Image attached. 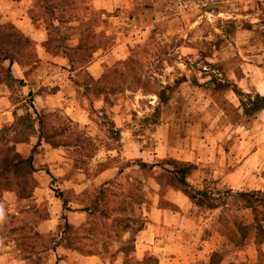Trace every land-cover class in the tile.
<instances>
[{"label": "rangeland", "instance_id": "374dc122", "mask_svg": "<svg viewBox=\"0 0 264 264\" xmlns=\"http://www.w3.org/2000/svg\"><path fill=\"white\" fill-rule=\"evenodd\" d=\"M173 1L0 0V264H264L234 195L264 192V0Z\"/></svg>", "mask_w": 264, "mask_h": 264}, {"label": "trees", "instance_id": "16d2710c", "mask_svg": "<svg viewBox=\"0 0 264 264\" xmlns=\"http://www.w3.org/2000/svg\"><path fill=\"white\" fill-rule=\"evenodd\" d=\"M7 43H12V41L9 40ZM4 61H8L11 66L13 65L10 56H4L3 62ZM261 102H264V97L262 96H257V100H252L250 97H248L249 108L242 101L241 106L243 107L245 113L252 114L259 111H264V105H261ZM14 159H17V162H13ZM138 166L141 169L147 168L146 164L140 162H138ZM161 166L169 175L166 176V179L170 186L181 192L186 198L189 199V201L199 207L209 205L208 199L210 194L207 191H195L187 183V178L194 170H196V166L189 163L178 162L172 159L166 160L161 164ZM2 167L5 172L12 174H18L23 169H25V167H22V160H20L17 155H14L11 161H9L8 158H5L2 162ZM26 168L30 170L32 169L30 161L28 162ZM166 168H169V170H166ZM234 195L243 204V207L250 210L252 213V231L254 232V243L258 249L259 258L262 259L264 258V254L261 253L260 249L262 245H264V192H240ZM57 198L62 202V207L65 208L66 202L62 198V196L59 195ZM141 230L142 228L139 227L138 232H140ZM237 230L240 235L237 241V245L241 246L247 240L249 236V230L247 229V227L241 225H237ZM221 259L222 256L219 253H213L210 258V264H219L221 262Z\"/></svg>", "mask_w": 264, "mask_h": 264}, {"label": "built area", "instance_id": "2783aa9c", "mask_svg": "<svg viewBox=\"0 0 264 264\" xmlns=\"http://www.w3.org/2000/svg\"><path fill=\"white\" fill-rule=\"evenodd\" d=\"M209 3L210 0H174L172 12L175 16H184L206 7Z\"/></svg>", "mask_w": 264, "mask_h": 264}, {"label": "crops", "instance_id": "0c3cea01", "mask_svg": "<svg viewBox=\"0 0 264 264\" xmlns=\"http://www.w3.org/2000/svg\"><path fill=\"white\" fill-rule=\"evenodd\" d=\"M261 89L264 90V81L260 82L259 85H258V91L260 92V95L264 96V93L261 92ZM256 156H257V154H252L250 156V159L249 160L251 161L252 159L256 158Z\"/></svg>", "mask_w": 264, "mask_h": 264}]
</instances>
